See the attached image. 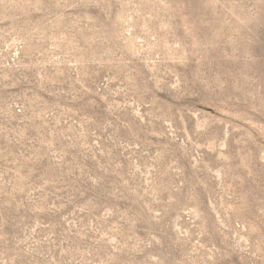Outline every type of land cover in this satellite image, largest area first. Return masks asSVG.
I'll use <instances>...</instances> for the list:
<instances>
[{
	"label": "rangeland",
	"instance_id": "rangeland-1",
	"mask_svg": "<svg viewBox=\"0 0 264 264\" xmlns=\"http://www.w3.org/2000/svg\"><path fill=\"white\" fill-rule=\"evenodd\" d=\"M0 264H264V0H0Z\"/></svg>",
	"mask_w": 264,
	"mask_h": 264
}]
</instances>
